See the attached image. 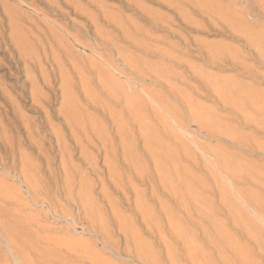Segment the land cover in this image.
<instances>
[{
	"label": "rangeland",
	"instance_id": "obj_1",
	"mask_svg": "<svg viewBox=\"0 0 264 264\" xmlns=\"http://www.w3.org/2000/svg\"><path fill=\"white\" fill-rule=\"evenodd\" d=\"M69 1L0 0V264H264V132L221 97L264 93V0H137L161 28L120 0ZM100 6L148 30L155 52L115 41L142 74L94 40L86 13L117 34Z\"/></svg>",
	"mask_w": 264,
	"mask_h": 264
},
{
	"label": "bare ground",
	"instance_id": "obj_2",
	"mask_svg": "<svg viewBox=\"0 0 264 264\" xmlns=\"http://www.w3.org/2000/svg\"><path fill=\"white\" fill-rule=\"evenodd\" d=\"M96 1V0H95ZM97 1H99V0H97ZM120 1H122V3L125 5V6H127V7H129V8H131V9H133V10H135V12L134 13H136L138 16L137 17H139L141 20H143V21H146L147 23H148V25L150 26V28H161V27H168V26H166V24L167 23H163V21L161 20L162 18H161V16H159L158 14H156V13H154V12H151V11H149L148 9H146L147 7H144V6H142L143 5V3H142V5L140 4V1L138 2L137 0H120ZM142 1V0H141ZM148 1H150V2H153V3H156V4H158V5H160V6H162V7H166L167 9H169V10H171V11H173V12H175L174 10H177V8H179V7H177L178 6V4L180 3V1H182V0H148ZM70 2H71V0L69 1V4H70ZM91 2V1H90ZM66 3L68 4V2H67V0H66ZM72 3H73V1H72ZM71 3V4H72ZM99 3H101V1L99 2ZM73 5H75V3L73 4ZM73 5H71V6H73ZM78 5V4H77ZM95 6L97 5L96 3L94 4ZM99 5H101V4H99ZM68 6V5H67ZM70 6V5H69ZM92 6V5H91ZM75 7H77L76 5H75ZM74 7V8H75ZM78 8V11L79 12H85V11H83V9H80L79 7H77ZM96 8H99V7H96ZM100 8H101V6H100ZM102 8H104V7H102ZM101 8V10H104V9H102ZM85 10V9H84ZM95 10H97V9H95ZM59 11H61L60 9L58 10V12ZM65 11V10H64ZM76 11V13L75 14H77V9L75 10ZM74 11V12H75ZM105 11V10H104ZM99 11V17H100V19L101 20H103V22H107L108 23V25L109 24H111L110 26H112V28L114 29V30H116L117 31V34L115 35V33H114V35L115 36H111L110 34H107L106 32H104L102 29H101V27L98 25V24H96V20H95V16H94V14H90V13H86V16H88L90 19H88V20H91V24H93V30H94V40L95 41H97V43L98 44H101V45H103V44H105V45H107V46H109V48H110V46L112 47V46H114L116 49H117V54H118V56H119V58L121 59V62H123V64L125 65V66H129L130 68H131V70H133V73H135V74H142L143 73V71H144V69H143V64L140 62V61H136L135 59H133L132 57L133 56H130V55H127L126 53H125V50L124 49H122V48H120V47H118L117 45H116V43H115V41L116 40H118V39H120L121 41H125L127 44H128V46L127 47H135L136 49H139V50H142V51H146V52H151V51H154L155 52V49H153L152 48V46H150V44L149 43H147L149 40H151V41H153L152 40V37L150 36V34L147 32V31H145V30H143V29H141L140 27H138V26H136L134 23H130L128 20H126V19H124V17L122 18V17H120V16H118V13L115 15L113 12H111V13H109V10H107V11ZM179 12V11H178ZM61 13H62V11H61ZM113 13V14H112ZM182 13V12H181ZM57 14V13H56ZM64 14L66 15V13L64 12ZM97 14V13H96ZM160 14V13H159ZM184 14V13H183ZM78 15V14H77ZM185 15V14H184ZM184 15H182L181 17H183ZM85 16V17H86ZM174 16H176L177 17V15L176 14H174ZM67 17V16H66ZM186 18V17H185ZM96 19H97V17H96ZM170 20V19H169ZM185 20V19H184ZM186 21V20H185ZM164 22H166V21H164ZM168 22H170V21H168ZM168 25V24H167ZM92 26V25H91ZM148 26V27H149ZM171 26V25H170ZM170 29V28H169ZM51 30V29H50ZM150 30V29H149ZM172 32V31H171ZM233 33V32H232ZM252 33V32H251ZM237 34V33H236ZM61 35V34H60ZM247 35V34H246ZM248 35H250L249 33H248ZM247 35V36H248ZM256 35V34H255ZM56 36V35H55ZM246 36V37H247ZM258 36V35H257ZM261 36V35H260ZM54 36H52V38H53ZM61 37V36H60ZM71 37V36H70ZM73 37V36H72ZM71 37V38H72ZM262 37V36H261ZM264 37V36H263ZM118 38V39H117ZM249 38H251L252 40L251 41H254L255 43L254 44H256L257 43V41L259 40L256 36L255 37H252V35H250V37L248 36V39ZM256 38V39H255ZM63 39H65V38H63L62 37V40ZM262 39V38H261ZM72 40H73V42H77V44H79L82 48H84V49H89L90 50V52H92V48H93V45L92 44H90V42H88V40L86 39V38H84L83 37V39H80L79 37L78 38H76V37H73L72 38ZM65 41H67V40H65ZM93 41V40H92ZM91 41V42H92ZM58 42V41H57ZM60 42V41H59ZM64 42V41H63ZM62 42V43H63ZM68 42V41H67ZM259 42V41H258ZM264 42V41H263ZM262 43V42H261ZM65 45H63L64 46V49L65 50H68V49H70L69 48V44L68 45H66V42L64 43ZM253 44V43H252ZM264 44V43H263ZM59 45V44H58ZM256 45H258V44H256ZM255 45V46H256ZM60 46V49H61V45H59ZM71 47V46H70ZM106 47V46H105ZM126 47V46H125ZM264 47V46H263ZM113 48V47H112ZM126 49V48H125ZM128 49V48H127ZM256 49H257V47H256ZM259 49H262V48H259L258 47V52L257 53H259ZM264 50V48L262 49V51ZM226 51V50H225ZM261 52V51H260ZM72 53H74V51L72 52V49L71 50H69V52H68V54L73 58V56L74 55H76V53H74V55H72ZM227 53V52H226ZM233 53V52H232ZM256 53V54H257ZM222 54V53H221ZM231 54V53H230ZM260 54V53H259ZM259 54H257V56L259 55ZM233 55H236V53H233ZM247 55H250V53L249 54H247ZM75 58H76V56H74ZM77 57H78V55H77ZM83 57V56H82ZM108 57V56H107ZM79 58H81V57H79ZM91 58V57H90ZM236 58V59H235ZM238 58H240V57H234V59L233 60H236V62L238 61ZM74 59V58H73ZM77 59V58H76ZM86 59V58H85ZM108 59H109V57H108ZM104 59V61L106 62V65L108 66V67H110L111 69H113V70H117L118 71V73H119V75H121V76H124V72L121 70V69H118V67H116V66H114L113 65V62L111 61V59ZM261 59V58H260ZM262 59H264V56L262 55ZM82 60H83V58H82ZM87 60H89V61H87V63L89 62V65L90 66H92V67H94V69L92 68V67H90L89 65H87L86 64V67L88 66V69H90L91 70V68H92V71L93 70H95L96 69V71L98 72V74L100 75H97V73L95 72V71H93V73L95 72L96 73V75L101 79H98V80H100V83L104 86V87H107L108 88V92L110 93V94H112L113 96H117V93H119V94H121L122 96H125V97H128L129 95H128V93H125V91H123V88L121 87V85H119V83L116 81V79H114V76L111 74V73H109V71L107 72L106 71V69L104 70V71H106V72H104V71H100V69L102 68V66H103V64L102 65H100L99 63L98 64H96L97 63V61H93V63L90 61V59H87ZM92 60V59H91ZM241 60V59H240ZM260 61V60H259ZM83 62H84V60H83ZM91 62V63H90ZM94 62H96V63H94ZM239 62V61H238ZM80 63V62H79ZM85 63H86V61H85ZM85 63H83V64H85ZM101 63V62H100ZM81 65H82V62L80 63ZM240 64V63H239ZM243 64V63H242ZM236 65H237V63H236ZM244 65V64H243ZM75 66V65H74ZM77 66V65H76ZM75 66V67H76ZM85 66V65H84ZM106 66V67H107ZM239 66H242V65H239ZM246 66V65H245ZM86 67H83V69L85 68V70H87L86 69ZM90 67V68H89ZM100 67V68H99ZM105 67V66H104ZM242 70H243V68H245L244 66L243 67H240ZM77 70H79L80 69V66L78 65V68H76ZM75 69V70H76ZM104 69V68H103ZM127 70V69H126ZM147 70V69H146ZM246 70V69H245ZM248 70V69H247ZM246 70V71H247ZM82 71H84V70H82ZM82 71H79V72H82ZM91 71V72H92ZM153 71V70H152ZM145 72V71H144ZM150 72H151V70H150ZM153 72H155V71H153ZM250 72V71H249ZM148 73H149V71H148ZM155 73H157V72H155ZM163 74V72H159V74L157 73V74H153L154 75V77L153 78H156L155 79V81L156 82H160V80L162 81L163 79H164V76L162 75ZM117 75V74H116ZM258 76H260V75H258ZM126 77V76H125ZM124 77V78H125ZM127 80H129V79H127ZM214 82V81H213ZM230 83V82H229ZM233 83H235V81L233 82ZM239 85V87H237V89H236V87H231V86H226L225 88L227 89V88H231L232 90H234L235 92H236V94H235V92L234 91H232V90H224V92H222L223 93V95L221 94V97H224V101L225 102H227V103H229V105H231V106H233L234 107V109L235 110H237L238 112L240 111H244V113H245V109H243L242 110V108L244 107V104H245V106L247 107L248 105H250L251 107H252V110L254 109L255 111V117L254 118H251L250 120L251 121H254L253 123L255 124V128H256V130H259V132H264V93L262 94V93H260V92H258V91H252L253 89H251L250 88V90L251 91H249L248 89L249 88H245V87H242L241 86V84L240 83H238ZM226 85V84H225ZM232 85V84H231ZM248 87V86H247ZM219 90V89H218ZM234 92V93H233ZM145 94H147V93H145ZM149 99H151V101L152 102H154V100H156L155 99V97L153 96V95H151V96H149ZM223 99V98H222ZM247 104V105H246ZM136 107V106H135ZM241 109V110H240ZM248 109V108H247ZM243 113V112H242ZM243 113V114H244ZM241 113H239V115H240ZM242 114V116H238V117H240V118H242V120L244 121V122H246L247 120H249L248 118H250V117H246L245 115H243ZM249 115V114H248ZM244 116V117H243ZM202 118V119H201ZM203 118L204 117H200L199 118V120L200 121H203ZM205 122L206 121H204V125H205ZM209 124V123H208ZM211 125L212 126H210V127H212V128H210V129H213V125H214V123L213 122H211ZM206 126H207V122H206ZM209 126V125H208ZM237 137H240V136H237ZM233 138H236V137H234V135H233ZM242 137H240V138H237V139H241ZM236 140V139H235ZM224 155H222L221 156V154H220V161L219 160H217V161H219V163L221 162L222 164H223V167H224V169L226 170V171H228V172H234L233 174H237L236 172H238V168H235V167H233V168H235L236 169V172H235V170L231 167V165H229V163H230V161H229V159H228V157L227 158H225V157H223ZM218 158V157H217ZM135 159V158H134ZM226 160H228V162L226 161ZM135 161H136V159H135ZM137 162V161H136ZM220 163V164H221ZM219 164V165H220ZM220 169V168H219ZM221 170V169H220ZM240 170V169H239ZM164 171V170H163ZM241 171V170H240ZM238 172L239 174L241 173V172ZM253 175H254V173H253ZM181 183H182V181H181ZM184 183L185 182H183V184L182 185H184ZM186 184V183H185ZM187 186V185H186ZM189 186V185H188ZM188 186L186 187V189H188ZM189 188L192 190V188H191V186H189ZM190 190V191H191ZM192 193H194L193 191H191ZM192 193H191V195H192ZM194 196V195H193ZM194 197H196V193H195V196ZM196 250V249H195ZM196 255V254H195ZM240 255V254H239ZM198 255H196V257H197Z\"/></svg>",
	"mask_w": 264,
	"mask_h": 264
}]
</instances>
